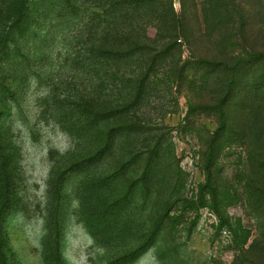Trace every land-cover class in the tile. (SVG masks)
<instances>
[{"label":"rangeland","instance_id":"rangeland-1","mask_svg":"<svg viewBox=\"0 0 264 264\" xmlns=\"http://www.w3.org/2000/svg\"><path fill=\"white\" fill-rule=\"evenodd\" d=\"M28 1L0 12V264H264V0ZM171 6L199 36H155Z\"/></svg>","mask_w":264,"mask_h":264},{"label":"trees","instance_id":"trees-1","mask_svg":"<svg viewBox=\"0 0 264 264\" xmlns=\"http://www.w3.org/2000/svg\"><path fill=\"white\" fill-rule=\"evenodd\" d=\"M3 3H7V2H3ZM122 3H127L129 4H135V3H139L138 1H131L129 2V0H122ZM3 4L0 3V12L2 13L3 11H5V13L7 14V16H29V10H30V5H29V1L28 0H9V2L6 4V6L4 8H2ZM133 9V14H130L129 11ZM3 10V11H2ZM25 11V12H24ZM195 14L186 16L183 11L182 12H178L176 11L172 6L169 9H162V10H157L155 9L154 11H152L151 14V20L152 23H156L154 24V27L156 29V32L154 33L155 36H159V37H164V35L161 34V32H166L167 30H170V32L175 31V33H179L181 34L186 40L189 37H196L199 36L200 30H194L192 29L191 32H188L187 30V26H194L197 24L196 18H195ZM141 15L137 12L134 11V8L126 6L125 4L123 5H119L118 7V19L120 20L121 24H126V25H130L131 22H128L130 19H140ZM1 17H0V23H1ZM149 21V23H150ZM2 24V23H1ZM20 26H26L25 24H19ZM12 28V27H10ZM135 28H138L139 30L141 29V26L136 25ZM122 29H125L122 27ZM26 30V29H25ZM129 32H124L123 30H118V45H121V47L118 48V50H120L122 53V56H126L129 53H133V52H137L140 50H143L145 48H147L148 46L143 44L140 45L139 43H129L128 39H129V34L132 32V30H128ZM137 34V32L135 33ZM146 37L145 35H141V37ZM170 37V36H168ZM132 38V36L130 37ZM138 38V36H137ZM166 47V51H167ZM118 53V51H117ZM165 53V52H164ZM151 62H153V60H151ZM228 89V87H227ZM228 91V90H227ZM141 92V88L139 87L136 95L138 96V94ZM263 189V198H264V186L262 187Z\"/></svg>","mask_w":264,"mask_h":264}]
</instances>
